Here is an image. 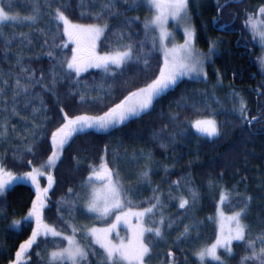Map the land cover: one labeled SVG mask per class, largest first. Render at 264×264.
<instances>
[{
	"label": "trees",
	"instance_id": "trees-1",
	"mask_svg": "<svg viewBox=\"0 0 264 264\" xmlns=\"http://www.w3.org/2000/svg\"><path fill=\"white\" fill-rule=\"evenodd\" d=\"M228 1L205 0L199 8L189 4L194 45L204 53L212 51L205 79L182 76L140 115L108 131L86 129L69 139L51 169L53 184L43 211L46 222L64 233L71 232L70 226L82 213V184L103 157L118 173L132 208L157 204L156 210H160L147 216L148 224L155 227L157 214L164 217L161 237L146 234L150 264H200L194 253L215 238L214 215L222 192L229 195L225 213L246 205L242 219L248 226L246 240L232 242L231 255L220 251L224 264H240L242 257L250 255L247 241H256L259 250V238L264 236V74L255 59L261 52L258 39L253 38L246 21L264 7V0ZM0 3L9 13L23 16H29L33 4L40 11L34 21L15 22L0 33V88L4 89L0 92V161L16 175L30 172L51 155V134L64 123L60 109L69 117L101 115L129 92L150 83L163 66L152 30L144 27L151 13L143 0H137L140 6L131 0ZM108 3L110 9L104 7ZM223 3L218 24L240 30L239 42L246 47L232 46V36L213 28L212 19ZM57 8L73 23L107 24L98 51L125 50L131 45V59L109 73L89 69L76 76L67 68L71 46L55 18ZM249 48H253L252 55ZM16 91L18 96L13 95ZM241 99L247 120L239 111ZM202 117L217 121L218 136L207 138L192 129L191 123ZM252 117L257 119L249 125ZM36 195L34 185L24 179L0 194V264H11L20 244L31 235L32 221H23L19 229L10 224L27 214ZM181 198L189 202L183 209L179 208ZM185 226L189 231L181 235ZM64 244L60 237H39L26 264H47L48 252ZM87 247L90 253H100L90 243ZM98 256L90 254L81 264H96Z\"/></svg>",
	"mask_w": 264,
	"mask_h": 264
},
{
	"label": "snow or ice",
	"instance_id": "snow-or-ice-1",
	"mask_svg": "<svg viewBox=\"0 0 264 264\" xmlns=\"http://www.w3.org/2000/svg\"><path fill=\"white\" fill-rule=\"evenodd\" d=\"M131 2L136 6H140L137 0H131ZM143 2L150 7L153 13L151 18L146 20L145 29L148 30L152 26L154 30H159V41L164 53V62L159 70V74L150 83L129 92L119 103L110 107L102 115H77L69 117L63 109H60L61 113H63L64 123L51 134L52 153L46 161L49 166L56 163L65 144L68 143L74 134L91 128L108 129L113 125L123 123L130 117L138 116L150 109L162 94L175 86L179 77L191 73L201 74L202 69L200 68V64L202 61L194 55L192 40L195 31L191 25H186L184 28L185 39L183 44L178 46L173 45L171 48L165 45V41L172 35L165 27L166 23L169 18L177 22L181 20L187 21L188 0H143ZM104 7L110 9L111 4H105ZM33 11L35 12L36 9H33ZM55 11L56 20L63 23L64 35L76 45L72 49L71 58L67 60V68L74 71L76 76L87 71L88 68H102L105 73H109L112 66L120 69L131 59V45L127 46L125 50L117 49L103 55L96 52V41L104 34L107 24L104 26L97 24H76L72 23L59 8ZM257 17L261 18L257 19ZM35 19V14L20 17L19 15L10 14L4 7H0V23L8 21L22 23L24 20L34 21ZM246 25L251 28L253 38L259 37L261 45L264 46V7H261L257 14L249 15ZM48 55L51 56L52 53H48ZM144 63L147 66L148 61L145 60ZM260 63L264 67V56L260 58ZM16 85H20L19 79L16 80ZM3 91L4 89L0 88V92ZM19 94V91L13 93L14 96H18ZM81 99L84 98L81 97ZM34 111L36 110L34 109ZM239 111L241 116L247 120L246 105L243 99L240 100ZM13 113L16 114L15 109H13ZM256 119L257 117H252L248 122L250 123ZM191 126L197 133L208 138H213L220 134L218 123L215 119L195 120ZM28 151H31V148H28ZM28 163H31V161ZM43 167L44 165H41L40 168H33L32 171L20 176L6 170L3 162L0 161V194H3L10 186L22 179L30 180L37 188V195L36 199L32 201V208L28 215L22 218V220L26 221L34 220L36 227L32 229L29 238L20 244L11 264H26L25 258L30 254V250L37 243L40 236H63L62 232L44 224L42 220V212L46 207L45 196L48 188L53 183V178L49 175L48 187L40 188L37 177L44 174L41 171ZM142 175L147 177L148 173L144 172ZM93 181L100 182L99 186L92 183ZM87 182L91 184V190L85 204L86 210L90 213H96L99 217H108L110 215H114L115 217L107 227H91L86 229L87 235L91 237V243L98 245L102 251L97 253L93 250L90 253L78 242L75 235L78 229L73 228L72 235L63 236V239L67 241V246L58 247L50 251L46 258L47 264H65V262H68V264H81L90 254L100 255V264H146L151 253L150 243L146 242V234L156 237L162 236L160 225L164 223L163 216L156 222L155 227L146 226L148 224L147 216L153 213L157 204H152L151 207L143 208L142 210H133L130 206L131 201L125 196L119 182L118 173L113 172L108 167L103 157H101L98 168L92 167ZM173 183H178V181H174ZM68 191L71 193L72 189L70 188ZM154 199L159 201L160 197L156 196ZM248 199L250 200L251 197ZM228 200L229 195L222 192L220 202L224 203ZM188 203V200L181 198L179 208H185ZM57 211L59 212L61 209L58 208ZM245 211L246 205L240 211L234 212L230 216H225L222 210H218V231L215 241L194 253L200 264H204L206 257L219 262V264H224L221 255L218 254V250L223 249L226 254L231 255L232 242L246 240L248 226L242 223V216ZM133 218H135V223H133ZM225 220L228 221L229 225L227 231H225L224 227ZM12 224L13 226H20L21 220H15ZM120 225L126 227L128 231L126 237H119L117 229ZM188 231L189 227L185 226L184 232L181 235H184ZM114 232L116 237L119 238L118 242H115L112 238ZM259 239L261 244L259 250L255 247L256 241H247V247L251 249V254L242 257L240 264H245L247 261H251L253 264H264V236H261ZM37 255L39 256L40 253H37ZM168 255L172 257L173 253L169 252ZM42 259L44 258L42 257Z\"/></svg>",
	"mask_w": 264,
	"mask_h": 264
},
{
	"label": "rangeland",
	"instance_id": "rangeland-1",
	"mask_svg": "<svg viewBox=\"0 0 264 264\" xmlns=\"http://www.w3.org/2000/svg\"><path fill=\"white\" fill-rule=\"evenodd\" d=\"M190 2H192V3H194L195 4V7L196 6H198V8L201 6V5H203V3L205 2V0H188V9H187V13H188V19H187V21H184V20H181V21H179V22H177V21H174V20H172L171 18H169V20H168V22L166 23V25H165V27L168 29V31L172 34L166 41H165V45L168 47V48H171L173 45H181V44H183L184 43V39H185V36H184V28H185V26L186 25H191V27L194 29V27H193V24H192V17H191V13H190V8H189V4H190ZM145 4V6H146V8L150 11V13H151V16H152V10L150 9V7L146 4V3H144ZM0 7H2L1 6V3H0ZM33 9H36V11L34 12L33 11ZM39 9H37V7H36V5L35 4H33V6H32V9L29 11V16L30 15H39ZM10 14H12V15H19L20 17H25V15L23 16V15H21L20 13H16V12H14V13H10ZM151 16H150V18H151ZM261 17H257V19H260ZM58 21V20H57ZM15 22L16 21H8V22H4V23H0V33H2V32H4V27L5 26H9V25H15ZM58 22H60L61 24H62V27H63V23L61 22V21H58ZM23 23V22H22ZM22 23H20L19 22V24H22ZM73 23V22H72ZM77 24V23H76ZM97 25H100V26H104V25H102V24H97ZM216 25H217V23H216ZM248 28L249 29H251L249 26H248ZM150 30H152V33H153V39H154V43H155V46L157 47V49L159 50V52L161 53V56H162V59H163V62H164V53H163V50H162V48H161V45H160V41H159V30L158 29H153V27L152 26H150ZM252 31V30H251ZM66 38H67V40H68V44L71 46V55H70V57H69V59L71 58V56H72V49L74 48V47H76V45L71 41V40H69L68 39V37L66 36ZM101 38V37H100ZM257 39H258V44H256L260 49H261V57L262 56H264V46H262L261 45V43H260V40H259V37H256ZM98 42H99V40H97L96 41V45H97V47H98ZM97 47H96V52L98 53V54H100V55H103V54H105V53H102V52H100V51H98V49H97ZM192 47H193V49H194V55L196 56V57H198L201 61H202V63L200 64V68L202 69V72H201V74H199V75H197L196 73H191V74H189V75H186L185 77H189V78H193V79H205L206 78V69H205V65H206V63L211 59V52L212 51H208V52H206V53H204V52H202V51H199L196 47H195V45H194V37H193V40H192ZM108 53V52H107ZM260 57V58H261ZM259 64H260V61H259ZM89 69H101V70H103L102 68H88L87 70H89ZM115 69V66H112V68L110 69V71L109 72H111V71H113ZM262 74H264V67H263V69H262V72H261ZM182 77V76H181ZM181 77H179L178 78V80L181 78ZM221 98H224V97H221ZM102 115V114H101ZM88 116H94V115H88ZM208 118H211V119H214V118H212V117H202V118H198V119H195V120H199V119H208ZM194 120V121H195ZM118 125H120V124H118ZM191 125H192V123H191ZM115 126H117V125H113V126H111V127H109L108 129H98V128H93V129H95V130H97V131H99V132H105V131H108V130H110L111 128H113V127H115ZM192 129L196 132V130L192 127ZM197 133V132H196ZM197 134H199V133H197ZM199 135H201V134H199ZM201 136H203V135H201ZM204 137H207V136H204ZM208 138V137H207ZM47 161V160H46ZM46 161L45 162H43V164H41V165H44V167L41 169V171H43V175L42 176H38L37 177V180H38V183H39V186H40V188L41 189H43V188H46V187H48V184H49V181H48V176L49 175H51L52 176V173H51V169H52V166H49L47 163H46ZM41 165L40 166H38V167H34V168H40L41 167ZM32 171V170H31ZM89 176H87V178H88ZM87 178H86V180L83 182V184H82V187H81V195H82V207H81V211H82V213H81V215H79L78 216V218L76 219V221H75V223L74 224H72L71 226H70V230H71V232L70 233H64V232H62V231H60L59 229H57L55 226H53V225H51V224H49L48 222H46L45 221V217H44V213L42 212V220H43V223L44 224H47V225H49L50 227H54L57 231H59V232H62L63 233V236H69V235H72L73 234V228H76V229H78V231L75 233V235H76V239L78 240V242L82 245V246H84L86 249L88 248L87 247V245H88V243H90V244H92L91 243V237L90 236H88L87 235V233H86V229L87 228H91V227H97V228H104V227H107L108 226V224H110L113 220H114V215H110V216H108V217H99L96 213H90V212H88L87 210H86V208H85V204H86V201H87V199H88V197H89V193H90V190H91V184L90 183H88L87 182ZM28 182H30V183H32L30 180H27ZM92 183H94L96 186H99V184H100V182H98V181H93ZM33 184V183H32ZM53 184V183H52ZM34 185V188H35V190H36V194H37V188H36V185L35 184H33ZM51 188V187H50ZM50 188H48V191L50 190ZM47 195H48V192H47V194H46V196H45V203H47ZM225 202H227V201H225ZM225 202L224 203H221L220 202V199H219V201H218V204H217V208H216V211H215V215H214V220H215V224H216V234H217V231H218V210H222L223 211V213H224V215L225 216H230V215H232L234 212H238V211H240V209H238V210H234V211H231V212H228V213H225L224 212V210H223V206H224V204H225ZM31 208H32V205H31V207H30V209L28 210V212H27V214L25 215V216H27L28 215V213L30 212V210H31ZM143 209V208H142ZM141 208H133V210H142ZM160 210V209H159ZM159 210H156V208L153 210V213L154 212H156V211H158L159 212ZM43 211H44V209H43ZM160 213H162V212H160ZM152 214V213H151ZM150 214V215H151ZM244 215V214H243ZM24 216V217H25ZM163 216V215H162ZM160 218H161V216H160V214H157V219H156V222H158L159 220H160ZM242 218H243V216H242ZM15 220H21V223L23 222V221H26V220H22V218H20V219H15ZM15 220H13V221H15ZM12 221V222H13ZM30 221H32L33 222V226L34 227H36V223H35V221L34 220H30ZM12 222H11V224H10V227L12 228V229H19V227L20 226H13V224H12ZM156 222H155V225H156ZM133 223H135V218H133ZM242 223H244V221H243V219H242ZM245 224V223H244ZM146 226H150V227H152L150 224H147ZM228 221L227 220H225L224 221V227H225V231H227V228H228ZM160 227L162 228V225H160ZM117 231L119 232V237L120 238H123V237H126L127 235H128V231H127V229H126V227L124 226V225H120L119 227H118V229H117ZM63 236H60V238H63ZM79 236V237H78ZM40 237H45V236H40ZM52 237V236H51ZM112 238H113V240L115 241V242H118V239L119 238H117L116 237V234H115V232L112 234ZM215 239H216V235H215V238H214V240H213V242L215 241ZM65 240V239H64ZM213 242H211L210 244H212ZM234 242V241H233ZM210 244H206L205 246H207V245H210ZM92 245H94V244H92ZM64 246H67V241L65 240V244H64ZM63 246V247H64ZM94 246H96V247H98L99 248V246L98 245H94ZM205 246H203V247H205ZM202 247V248H203ZM100 249V248H99ZM201 249V248H200ZM199 249V250H200ZM52 250H54V249H51L50 251H52ZM223 249H220V250H218V254H220V251H222ZM49 251V252H50ZM102 250L100 249V252H101ZM48 252V253H49ZM47 256H48V254H47ZM46 256V257H47ZM100 260H101V257H100V255L97 257V260H96V264H100ZM25 261H26V258H25ZM205 261H211V262H217V261H213L211 258H209V257H206L205 258ZM146 264H150L149 263V259H148V262L146 261Z\"/></svg>",
	"mask_w": 264,
	"mask_h": 264
},
{
	"label": "flooded vegetation",
	"instance_id": "flooded-vegetation-1",
	"mask_svg": "<svg viewBox=\"0 0 264 264\" xmlns=\"http://www.w3.org/2000/svg\"><path fill=\"white\" fill-rule=\"evenodd\" d=\"M217 25H219L218 23H217ZM216 25V26H217ZM214 28V27H213ZM224 28H225V26H224ZM220 33H224V34H226V35H230V36H232V38H233V44H232V46H234V47H246V46H244V45H242L240 42H239V39H240V30H238V29H227V28H225V30L224 31H221ZM236 35H238V37H236ZM258 48V47H257ZM249 50V53H250V55H252L253 54V48H249L248 49ZM259 51H261V49L259 50ZM250 55H248V57L250 56ZM254 56H256L255 55V53H254ZM260 57H261V52H259V55L257 56V57H255V59L257 60V61H260ZM238 80V87H239V89H240V76H239V78L237 79Z\"/></svg>",
	"mask_w": 264,
	"mask_h": 264
},
{
	"label": "water",
	"instance_id": "water-1",
	"mask_svg": "<svg viewBox=\"0 0 264 264\" xmlns=\"http://www.w3.org/2000/svg\"><path fill=\"white\" fill-rule=\"evenodd\" d=\"M241 1H242V0H229V2H235V3H239V2H241ZM223 5H224V4H223ZM223 5H221V6L218 8L219 10H217V15H216L217 17L212 19V26H213V27H215L216 23H217L218 20L220 19L219 14H220V10H221V8L223 7ZM215 29H216L217 31H219V32H220V31H224V26H223V25H220V26H218V27L216 26ZM260 94H261V92L258 91V92H257V95H260ZM251 123H252V122H250L249 125H250Z\"/></svg>",
	"mask_w": 264,
	"mask_h": 264
},
{
	"label": "bare ground",
	"instance_id": "bare-ground-1",
	"mask_svg": "<svg viewBox=\"0 0 264 264\" xmlns=\"http://www.w3.org/2000/svg\"><path fill=\"white\" fill-rule=\"evenodd\" d=\"M114 165V164H113ZM239 199V198H238Z\"/></svg>",
	"mask_w": 264,
	"mask_h": 264
}]
</instances>
